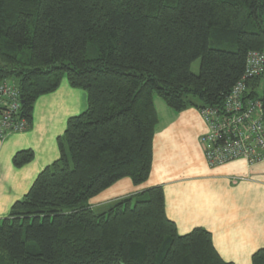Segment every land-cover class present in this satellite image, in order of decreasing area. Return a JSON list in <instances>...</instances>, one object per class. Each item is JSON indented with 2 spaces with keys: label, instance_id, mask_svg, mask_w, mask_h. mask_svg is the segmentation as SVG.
I'll return each instance as SVG.
<instances>
[{
  "label": "trees",
  "instance_id": "trees-1",
  "mask_svg": "<svg viewBox=\"0 0 264 264\" xmlns=\"http://www.w3.org/2000/svg\"><path fill=\"white\" fill-rule=\"evenodd\" d=\"M250 51L264 52V0H0V80L16 84L28 122L63 80L87 96L59 158L0 219V264H231L205 229L177 233L160 186L102 213L89 201L148 180L155 96L175 113L221 110ZM246 85L264 112V73ZM251 264H264L263 249Z\"/></svg>",
  "mask_w": 264,
  "mask_h": 264
},
{
  "label": "crops",
  "instance_id": "crops-1",
  "mask_svg": "<svg viewBox=\"0 0 264 264\" xmlns=\"http://www.w3.org/2000/svg\"><path fill=\"white\" fill-rule=\"evenodd\" d=\"M86 108L85 92L71 89L63 80L54 93L37 99L27 131L0 141V219L8 216L37 175L59 158L57 139L67 120ZM161 109L165 119L157 115L148 180L134 186L129 179H122L90 200L89 206L102 213L115 202L160 186L165 215L179 235L203 228L211 234L223 261L251 264L252 255L264 250V161L253 167L240 160L210 168L199 144L206 131L199 112L175 114ZM28 150L33 152V160L15 168L14 155ZM237 177L245 180L233 183Z\"/></svg>",
  "mask_w": 264,
  "mask_h": 264
},
{
  "label": "built area",
  "instance_id": "built-area-1",
  "mask_svg": "<svg viewBox=\"0 0 264 264\" xmlns=\"http://www.w3.org/2000/svg\"><path fill=\"white\" fill-rule=\"evenodd\" d=\"M263 73L264 52H248L243 75L227 95L222 109L207 107L199 111L206 128L199 144L210 168L240 160L249 166L264 161L263 104L245 96L247 81ZM21 97L14 82L0 80V141L30 127L21 113Z\"/></svg>",
  "mask_w": 264,
  "mask_h": 264
},
{
  "label": "rangeland",
  "instance_id": "rangeland-1",
  "mask_svg": "<svg viewBox=\"0 0 264 264\" xmlns=\"http://www.w3.org/2000/svg\"><path fill=\"white\" fill-rule=\"evenodd\" d=\"M199 69H200V60H196V61H194L192 64H191V67H190V70H191V72L193 73V74H195V75H197V74H199ZM154 101H155V109H156V112H157V115H158V117L160 118V119H165V115H164V113H163V111H162V109H161V107L162 108H164L165 109V112H168V113H171V109H169L168 107H166V105L158 98V97H154ZM185 111H194V113H197V110L195 109V108H192V107H189V108H187ZM184 112V111H183ZM180 113H182V112H180ZM175 114H178V113H175ZM172 115V114H171ZM181 115V114H180ZM198 146V145H197ZM199 147V146H198ZM261 163V162H260ZM260 163H258V164H260ZM258 164H253V165H251V166H249V167H253V166H255V165H258ZM245 179L244 178H236V179H234L232 182L233 183H238V182H241V181H244ZM134 199V198H133Z\"/></svg>",
  "mask_w": 264,
  "mask_h": 264
},
{
  "label": "water",
  "instance_id": "water-1",
  "mask_svg": "<svg viewBox=\"0 0 264 264\" xmlns=\"http://www.w3.org/2000/svg\"><path fill=\"white\" fill-rule=\"evenodd\" d=\"M21 99H22V97H21Z\"/></svg>",
  "mask_w": 264,
  "mask_h": 264
}]
</instances>
